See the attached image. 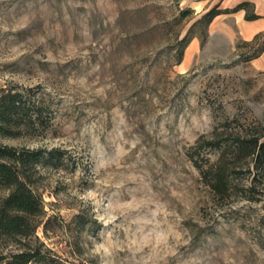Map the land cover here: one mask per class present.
<instances>
[{
	"label": "rangeland",
	"instance_id": "374dc122",
	"mask_svg": "<svg viewBox=\"0 0 264 264\" xmlns=\"http://www.w3.org/2000/svg\"><path fill=\"white\" fill-rule=\"evenodd\" d=\"M212 7L228 11L193 25ZM258 32L264 0H0V94L41 117L0 142L59 158L36 167L21 242L73 264H264Z\"/></svg>",
	"mask_w": 264,
	"mask_h": 264
},
{
	"label": "trees",
	"instance_id": "16d2710c",
	"mask_svg": "<svg viewBox=\"0 0 264 264\" xmlns=\"http://www.w3.org/2000/svg\"><path fill=\"white\" fill-rule=\"evenodd\" d=\"M249 4V1L240 2L233 10L246 8ZM227 11L226 8L212 7L195 20L193 25L202 23L207 26L216 15ZM245 18L252 19L254 16L245 14ZM261 35L262 33L258 32L252 39L245 42L255 47ZM206 36L207 32L202 30L199 35L201 44ZM188 40L189 37L186 35L180 39L182 44L177 62H180L183 48ZM263 48L264 41L255 47L246 59L257 57ZM40 119L38 103L28 100L18 91L1 90L0 136H15L21 129L40 123ZM250 141L252 145H249L251 150L248 154H253V166L264 178V133L258 134ZM57 151L16 147L0 142V188L8 190L6 196L0 201V262L4 264H73L59 258L51 250L43 248L41 244L21 242L34 235L36 228L34 220L43 214L41 195L33 187L34 172L40 162L49 163L53 159H59L56 155ZM9 241L21 242V247L17 251L4 254L2 247Z\"/></svg>",
	"mask_w": 264,
	"mask_h": 264
},
{
	"label": "crops",
	"instance_id": "0c3cea01",
	"mask_svg": "<svg viewBox=\"0 0 264 264\" xmlns=\"http://www.w3.org/2000/svg\"><path fill=\"white\" fill-rule=\"evenodd\" d=\"M249 27H250V25H249ZM252 27H253V28H250V29H248V30H250L251 32H255V31H256V29H257V28H256V26H255V25H253Z\"/></svg>",
	"mask_w": 264,
	"mask_h": 264
}]
</instances>
